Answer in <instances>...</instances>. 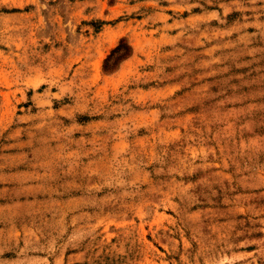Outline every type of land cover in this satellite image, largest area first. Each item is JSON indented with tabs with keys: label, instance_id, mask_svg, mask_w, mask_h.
<instances>
[{
	"label": "rangeland",
	"instance_id": "374dc122",
	"mask_svg": "<svg viewBox=\"0 0 264 264\" xmlns=\"http://www.w3.org/2000/svg\"><path fill=\"white\" fill-rule=\"evenodd\" d=\"M0 165V264H264V0H0Z\"/></svg>",
	"mask_w": 264,
	"mask_h": 264
},
{
	"label": "crops",
	"instance_id": "0c3cea01",
	"mask_svg": "<svg viewBox=\"0 0 264 264\" xmlns=\"http://www.w3.org/2000/svg\"><path fill=\"white\" fill-rule=\"evenodd\" d=\"M1 167L2 166L0 165V190H6L7 188H10L14 191L17 190V193H21V196L18 194L16 200L13 201L14 204L29 208L28 205L33 207L34 204L40 203L47 197L46 194H44L45 192L43 191V185H40L38 177H36L34 173H29L28 171L21 169H14L12 172H9V174L6 175L7 177H11L10 182H2L1 179L6 173H4V170H1ZM8 183H10V185H8ZM2 204L3 202L0 200V206ZM32 209L35 211V208ZM26 211H28V209H26ZM3 226L0 225V229Z\"/></svg>",
	"mask_w": 264,
	"mask_h": 264
}]
</instances>
